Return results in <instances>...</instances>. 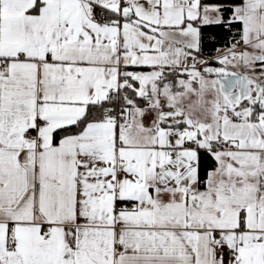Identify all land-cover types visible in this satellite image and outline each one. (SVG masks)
Returning <instances> with one entry per match:
<instances>
[{
    "label": "snow or ice",
    "instance_id": "snow-or-ice-1",
    "mask_svg": "<svg viewBox=\"0 0 264 264\" xmlns=\"http://www.w3.org/2000/svg\"><path fill=\"white\" fill-rule=\"evenodd\" d=\"M0 264H264V0H0Z\"/></svg>",
    "mask_w": 264,
    "mask_h": 264
}]
</instances>
